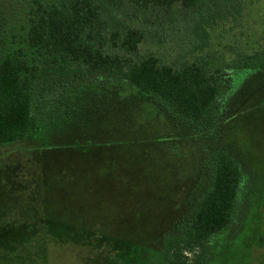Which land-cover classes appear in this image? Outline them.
Instances as JSON below:
<instances>
[{"label":"rangeland","instance_id":"374dc122","mask_svg":"<svg viewBox=\"0 0 264 264\" xmlns=\"http://www.w3.org/2000/svg\"><path fill=\"white\" fill-rule=\"evenodd\" d=\"M24 14L19 0H0V44L19 31ZM210 40L224 60L238 49L262 50L264 0H244L243 15L221 20ZM180 44L168 30L139 49L172 64ZM55 65L41 70V80L52 82L63 115L45 119L33 141L0 145V264H160V238L189 217L208 180L194 147L159 138L167 129L160 116L134 111L125 97L77 87L65 94L70 69ZM244 103L231 131L246 189L219 234L226 244L206 264H264V224L256 231L264 204H251L264 199V79L250 85ZM146 121L137 132L125 129Z\"/></svg>","mask_w":264,"mask_h":264},{"label":"trees","instance_id":"16d2710c","mask_svg":"<svg viewBox=\"0 0 264 264\" xmlns=\"http://www.w3.org/2000/svg\"><path fill=\"white\" fill-rule=\"evenodd\" d=\"M19 2L24 21L0 44V145L35 140L44 120L61 112L52 82L41 80V70L52 64L70 69L71 80L60 85L65 94L70 87L105 92L125 97L136 112L145 108L147 117L160 116L167 131L159 138L192 145L198 173L208 180L189 217L160 238L159 263L206 264L214 248L226 244L219 234L232 223L246 189L232 120L247 107L250 85L264 79V48L238 49L229 60L210 50L211 30L221 20L239 19L244 0ZM168 30L178 35L180 59L166 64L140 52L141 43H160ZM142 123L149 122L125 129L137 132ZM254 202L257 210L264 199Z\"/></svg>","mask_w":264,"mask_h":264}]
</instances>
